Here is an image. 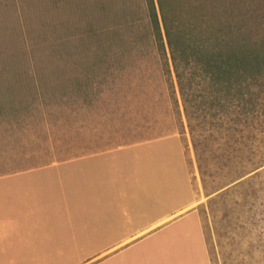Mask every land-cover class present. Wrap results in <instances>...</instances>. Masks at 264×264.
I'll list each match as a JSON object with an SVG mask.
<instances>
[{
	"label": "rangeland",
	"instance_id": "rangeland-1",
	"mask_svg": "<svg viewBox=\"0 0 264 264\" xmlns=\"http://www.w3.org/2000/svg\"><path fill=\"white\" fill-rule=\"evenodd\" d=\"M175 106L145 0H0V264H80L180 210L128 255L264 264L260 183L205 186Z\"/></svg>",
	"mask_w": 264,
	"mask_h": 264
},
{
	"label": "trees",
	"instance_id": "trees-1",
	"mask_svg": "<svg viewBox=\"0 0 264 264\" xmlns=\"http://www.w3.org/2000/svg\"><path fill=\"white\" fill-rule=\"evenodd\" d=\"M145 2L205 186L212 179L246 189L257 181L264 193V8L234 0Z\"/></svg>",
	"mask_w": 264,
	"mask_h": 264
},
{
	"label": "crops",
	"instance_id": "crops-1",
	"mask_svg": "<svg viewBox=\"0 0 264 264\" xmlns=\"http://www.w3.org/2000/svg\"><path fill=\"white\" fill-rule=\"evenodd\" d=\"M114 176V175H113ZM75 180H80V178H69V181L66 180H62L63 184L67 183V187L64 189L65 191L62 192V194L60 195L62 196H67L68 194H70V192H74L76 193V187H72V185H74V181ZM113 181V180H110ZM78 192H79V188H78ZM52 192H46L45 193V197H40L37 196L38 194H36L34 198L35 199V204L31 205L32 207H37V206H47V201H54V200H58V194H51ZM55 193V192H53ZM73 193V194H74ZM57 195V196H56ZM47 198V199H46ZM57 198V199H56ZM39 199V202H38ZM189 207V206H188ZM183 210H180L179 212H177L176 214H172L169 217L162 219L160 221H158L157 223H155L152 226H147L144 230L138 232L135 236H132L128 239H124L118 243H116L115 245H111L108 249L104 250L101 254L90 258V259H86L80 262V264H143V259L142 256H136V255H128V253L132 252L135 248H137L138 246L142 245V242L144 241V239L150 237L152 234L164 229L165 227H168L170 225H173L181 220H184L185 218H188L190 215L185 216L184 218H178L177 220H174L172 222H169L172 218H174L176 215H179L182 213ZM20 213H24L26 212V209H17L14 211L13 215L15 214H19ZM192 216V215H191ZM4 220V219H2ZM0 220V221H2ZM6 220V219H5ZM169 222V223H168Z\"/></svg>",
	"mask_w": 264,
	"mask_h": 264
}]
</instances>
